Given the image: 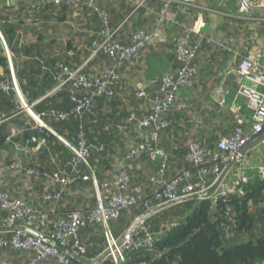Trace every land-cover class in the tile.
<instances>
[{
  "label": "trees",
  "instance_id": "16d2710c",
  "mask_svg": "<svg viewBox=\"0 0 264 264\" xmlns=\"http://www.w3.org/2000/svg\"><path fill=\"white\" fill-rule=\"evenodd\" d=\"M35 3L37 5H32V10L28 9V12L24 8L25 4ZM165 3V0H77V5L68 6L56 4L53 0H16L11 9L10 6L4 7L0 12V30L3 35V38L0 35V67L3 69L0 82L12 85L6 52L8 48L20 93L32 110L36 114H45V123L70 141L83 134L90 150L88 160L95 167L101 184L112 183L125 169L130 176V187L141 186L147 199L159 191V187L149 180V176L157 172L158 163L151 161L144 150L135 157H129L127 154L130 150L143 142L163 149L169 158L166 171L168 178L183 167L195 173L196 167L187 159L189 146L199 143L218 152L221 136L233 134L240 125L236 121L237 117L233 125L228 123L231 116H235L234 113L227 109L219 112L216 100L211 97L216 78L200 80L197 55L192 62L196 69L194 87L179 91L183 97L182 106L163 112L156 128L137 127L138 122L152 112L148 97L165 95L161 89L162 76L167 74L177 77L181 62L175 44L186 31L182 26L167 21L161 25L163 30L172 24L176 29L174 34L155 44L146 45L135 56L119 60L97 50V44L103 40L100 35L103 23L95 7L107 13L109 26L117 30V42L128 46L134 43L138 30L155 26ZM151 4L159 8L154 24L148 26L147 7ZM189 7L185 5L183 9L176 10V4H172L169 16L203 32L201 28L207 24L205 17L208 11L198 9L196 19L188 16L191 21L178 19L172 14L173 11L181 12ZM80 9L83 14L80 18L69 16ZM48 11H51V31L55 32L51 37L47 36L45 31L50 28L48 24L43 26L44 32L34 41L27 42L28 26L25 25L33 23H27L23 18L35 14L45 16ZM185 13L188 15V10ZM65 17L69 22L63 28L65 31H60L59 23L54 20ZM63 35L66 38L63 39ZM207 44L205 40L202 41V47ZM149 47L165 49L174 68L160 76L137 80L148 70V65L142 63V57ZM81 66H84V72L93 82L103 80L108 69L114 71L115 77L111 78L108 89L101 93L96 86H76V79H67L65 69L74 72ZM134 68L140 74L133 78L128 75ZM209 74L214 77V74ZM154 79L159 82L154 84ZM204 81L210 82L211 86H204L201 91L199 87ZM141 89L145 90L147 96L139 95ZM84 99H88V106L76 111L78 101ZM234 103L237 104L236 100ZM29 115L24 112L15 89H0V165L22 160L26 167L36 166L40 169L36 175H27L22 171L7 174L3 190L11 197L21 198L49 212L52 219L72 211L87 213L95 207L97 200L92 180L82 179L83 175L89 173L88 167L80 164L74 168L70 163L73 152L45 127L34 128L36 122ZM164 122L166 125H161ZM22 129L24 131L20 134L13 135L14 130ZM153 131L158 133L155 141L150 139ZM32 138L37 141L30 142L27 147L38 146L34 151L25 152L17 147L24 146ZM44 172H70L81 176L75 183L63 187L58 181L48 182ZM46 190L62 191V196L46 201L43 197ZM244 191V194H210L203 199L191 198L158 210L148 219L153 232L172 221L177 220L180 224L159 238L153 251L129 252L123 264H263L264 179L253 176L244 185ZM110 192V187L103 190L104 196ZM48 205L51 211L46 208ZM143 212V205L124 210L119 219L111 224L116 229L115 233L120 234L130 226L132 218ZM7 215L8 212L0 207V227ZM101 226H87L80 231L81 241L87 246L86 256L90 259L99 256L106 247ZM50 231L51 228L47 234ZM0 235L10 238L12 232ZM32 255L14 246L0 247V258H6L10 264H26ZM51 261H54L52 264H61L55 257L37 264H51ZM71 264L84 263L71 257ZM101 264L115 263L106 259Z\"/></svg>",
  "mask_w": 264,
  "mask_h": 264
},
{
  "label": "built area",
  "instance_id": "2783aa9c",
  "mask_svg": "<svg viewBox=\"0 0 264 264\" xmlns=\"http://www.w3.org/2000/svg\"><path fill=\"white\" fill-rule=\"evenodd\" d=\"M53 1L56 4L77 5V0ZM165 1V7L161 10L155 26L147 30H138L134 37V43L128 46L117 42L115 39L117 30L109 26L107 13L99 7H95L103 23V28L100 31L103 40L97 44V50H102L104 53L119 60L135 56L140 49L159 40L163 32L161 25L167 21L182 26L186 31V34L180 37L175 44L178 59L181 62V66L177 71V77L173 78L167 74L162 76L161 89L165 92V95L148 97L152 106V112L138 122L137 127L139 129L156 128L155 125L160 124L159 118L163 112L173 107L178 109L182 106L183 97L179 94V91L183 88L194 87L196 69L192 66V62L200 53L203 40L212 47L221 48L235 55L228 38L219 37L216 34L208 32H201L198 28L189 27L169 16V8L172 4H176V10H181L185 5H190L188 0ZM263 6L264 3L258 6L252 0H239V11L236 17L249 19L251 18V12L256 7ZM193 37H197L198 39L193 40ZM236 58L238 57L235 56L234 63H237L235 71L238 75L237 82L239 84L236 97L244 98L248 108L252 112L251 118L248 120L250 127L246 126L247 120L240 114L239 106L236 103L228 105L227 92L224 87L220 86L214 93V99L219 106V112L221 113L224 109H227L231 113H234L240 125L235 129L233 134L221 136L218 142V152H213L199 143L189 146L187 159L196 167L195 173L193 170L183 167V169L175 172L168 178L166 171L168 169L169 158L163 149L143 142L130 150L127 154L129 157H135L140 151L144 150L151 161L158 163L157 172L150 175L149 180L159 187V191L149 199L145 197L141 186L130 187V176L125 169L120 172L112 183L105 182L101 184L97 178L95 167L88 160L90 150L83 134H79L73 141L57 134L45 123L43 119L45 114H36L27 104L20 93L14 72H12V85L0 82V89L8 90L13 88L17 91L23 108L36 122L34 128L45 127L62 140L73 152L74 155L70 163L74 168H77L80 164L88 167L89 173L83 175L82 179L84 181L92 180L97 200L95 207L87 213L72 211L66 215L64 214L65 216L52 219L49 212L34 207L21 198L11 197L3 190L4 178L7 174H17L22 171L27 175H36L40 173V169L36 166L26 167L22 160H15L10 164H2L0 165V207L5 209L8 215L4 218L0 228L26 226L46 235L53 243L45 242L28 232L17 230L12 232L10 238L0 235V247L14 246L15 248L29 251L33 255L26 264L41 263L50 257L57 258L61 264H71V256L59 250L55 244H59L69 251L87 257V246L81 241L80 231L87 226L102 225L106 240L104 251H109L107 259H110L115 264H123L129 252L139 250L153 251L157 240L164 236L170 228L180 224L177 220L172 221L166 227L164 226L158 231L153 232L148 219L158 211V207L163 204H176L188 200V197L193 195H197L199 199L205 198L208 195H204V192L215 184L224 169L231 163H234L233 167L235 169V171L234 169H230L228 173L232 176L231 181H226V176L218 190L212 194L221 196L230 193L244 194V185L250 182L253 175H248L241 168H238L244 163L242 151L251 142L264 135V66H262V70H259L258 65L260 66V63L248 57L239 56V61ZM83 68L84 66H81L74 72H67V79H76V86H96L99 93L107 90L111 78L115 77L114 71L108 69L104 74L103 80L98 79L93 82L84 72ZM158 82V79L153 80L154 84ZM139 95L147 96V93L144 89H141ZM78 102L79 105L76 111H79L82 107H87L89 103L88 99L79 100ZM161 125H166V122ZM22 131L24 129L21 131L14 130L13 135L20 134ZM157 137L158 133L156 131L151 132V141H155ZM36 141V138H32L24 146L19 145L17 147L25 152H32L38 146L29 148L27 145L30 142L35 143ZM44 175L48 182L58 181L63 187L75 183L77 178L81 176L80 174H72L70 172L63 174L59 172H44ZM261 178L264 179V172H262ZM109 187L111 192L107 196H104L103 190ZM61 196L62 191L51 192L50 190H46L43 197L46 201H51L52 199H59ZM138 205H143L144 212L132 218V222L128 228L124 229L120 234H116V229L111 225L112 222L117 221L124 210ZM49 228H51V231L47 234ZM122 235L125 236V241L119 246L118 241Z\"/></svg>",
  "mask_w": 264,
  "mask_h": 264
},
{
  "label": "crops",
  "instance_id": "0c3cea01",
  "mask_svg": "<svg viewBox=\"0 0 264 264\" xmlns=\"http://www.w3.org/2000/svg\"><path fill=\"white\" fill-rule=\"evenodd\" d=\"M188 1L190 3L189 6L191 7L186 8L181 12L173 11L172 12L173 16L177 17L178 19L191 21V18L196 19V14L198 12L197 11L198 9H203L208 11L205 17V20H207V24L201 28L202 31L216 34V36L219 37L228 38L229 44L235 53L234 55L230 52L222 50L221 48L212 47L209 44L204 45L200 50V53L198 54V59H199L198 62L200 66L199 78L200 80L202 79L205 81H207L208 79L212 80V78H216V87L212 88V93H211L212 99L214 100V93L216 92V90L220 86L224 87L225 91L227 92L228 105L233 104L234 101L236 100L237 104L240 106L239 112L244 117V119L247 120L246 126L249 128L250 123L248 124V120L251 118L252 112L248 108L246 100L242 97H236L237 89L232 86L226 85L225 82L227 80V76L230 73H234L236 75L235 81L238 79V75L235 71V66L237 64L234 63L235 56L238 57L236 58L237 61H239V56L248 57L257 63H260V66L258 65L259 70L263 69L262 66H264V19H263L264 6L256 7L251 12V18L243 19L236 17L237 16L236 14L239 11V0H188ZM252 1L255 5L258 6L264 3V0H252ZM15 4H16V0H9L7 6L0 5V12L2 11V8L10 6L9 9H11V7H13ZM32 5L35 6L37 4L36 3L31 5L25 4L24 8H26L27 12L28 9L32 10L31 8ZM147 8H148L147 25L151 26L154 24V21L156 19L155 14L156 11L158 12L159 7H154V4H151ZM26 10L24 12H26ZM37 10L39 11V9ZM80 10L75 11L69 16L80 18L83 15L82 10L81 11ZM187 10L189 12L188 15H186L185 13ZM55 16L58 15L56 14ZM188 16H190L191 18H189ZM23 19L27 23H33V25H25L28 26L26 32H27V36L29 37L27 39V42L29 43L30 41H34L35 38L38 35H40V33L44 32L43 26H46L48 24L50 25V28H48L47 31H45L47 36L51 37V34L55 32V31H51V22H52L51 11H48L45 16H41L40 14L39 15L35 14L33 17H24ZM54 21L55 23H59L58 26L61 27L60 31H65L63 28L69 22V21L67 22L66 17L62 20L57 18ZM81 24H84V22H81ZM173 27L174 26H172V24H168L167 27L163 30L159 40L155 41L154 44L174 34L176 32V29ZM0 35L3 38L1 30H0ZM62 37L63 39L66 38V36L64 35ZM6 52L7 53L9 52L8 48ZM8 57L10 62L11 82H12V72H14L15 75L16 69L14 63L11 64L10 60L12 58L10 52L8 54ZM168 58L169 56L167 55L165 49H161V48L153 49V47H151L150 49L146 50L144 52V56L142 57V63L144 64L146 63V65H148L147 66L148 70L145 72L142 78L138 77L137 80L150 79L171 71L174 68V65ZM0 72L1 73L3 72L2 67H0ZM209 73L214 74V77L211 76V74ZM138 74H140L139 70L137 68H134L133 72H130L128 76H132L134 78ZM205 81L202 84H200L199 90L202 91L204 86L206 87L211 86L210 82H205ZM139 85L141 84L139 83ZM19 86L20 85L18 83V87ZM23 110L24 112H27L24 108ZM227 114H230V112H227ZM235 120H236V116H231L228 123L230 125H233L237 121ZM242 160L244 163L241 165V167L239 166L238 168H241L242 171H244L248 175L261 177L262 172H264V142L257 144L253 149L247 151L242 156ZM233 169L234 167L231 168V170ZM231 178L232 176L227 174L226 181L228 182L231 181ZM23 190H25L24 187ZM46 208L49 211H51L50 205L46 206ZM53 262L54 261H51V264Z\"/></svg>",
  "mask_w": 264,
  "mask_h": 264
},
{
  "label": "water",
  "instance_id": "95a60500",
  "mask_svg": "<svg viewBox=\"0 0 264 264\" xmlns=\"http://www.w3.org/2000/svg\"><path fill=\"white\" fill-rule=\"evenodd\" d=\"M9 3V0H0V5L1 6H7ZM65 72H69L68 69H65ZM235 77L236 75L234 73H230L227 76V80L225 82L226 85L232 86L234 88H236L237 90L239 89V84L237 82V80L235 81ZM264 142V135L260 136L257 140H255L254 142H252L251 144H249L246 148H244V150L242 151V155H244L247 151L253 149L257 144ZM234 166V163L229 164L223 171V173L221 174V176L218 178V180L215 182V184L210 187L206 192H204V195H209L214 193L216 190H218L220 184L222 183L223 179L227 176V174L229 173L230 169ZM189 199L191 198H198L197 195H193V196H189ZM176 203V202H175ZM172 204H163L162 206L158 207L159 209L165 208L167 206H170ZM135 227V226H134ZM17 230H22L25 232H28L32 235H35L39 238H41L42 240H44L45 242H49V243H53V241L47 237L46 235L39 233L31 228H28L26 226H16V227H10V228H0V233H5V232H14ZM125 241V236L122 235L118 241V245L121 246ZM59 250L68 253L71 257L83 262L84 264H101L103 261H105L108 257L109 251L105 250L103 251L99 256H97L96 258L90 259L84 256H81L73 251H69L63 247H61L59 244H55Z\"/></svg>",
  "mask_w": 264,
  "mask_h": 264
},
{
  "label": "rangeland",
  "instance_id": "374dc122",
  "mask_svg": "<svg viewBox=\"0 0 264 264\" xmlns=\"http://www.w3.org/2000/svg\"><path fill=\"white\" fill-rule=\"evenodd\" d=\"M0 264H10V263L8 260L6 261V258L4 259V257H2V258H0Z\"/></svg>",
  "mask_w": 264,
  "mask_h": 264
}]
</instances>
